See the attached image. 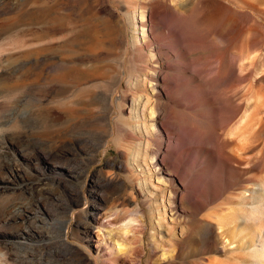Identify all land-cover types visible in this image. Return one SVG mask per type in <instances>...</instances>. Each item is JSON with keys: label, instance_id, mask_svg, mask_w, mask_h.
Returning a JSON list of instances; mask_svg holds the SVG:
<instances>
[{"label": "rangeland", "instance_id": "1", "mask_svg": "<svg viewBox=\"0 0 264 264\" xmlns=\"http://www.w3.org/2000/svg\"><path fill=\"white\" fill-rule=\"evenodd\" d=\"M218 1L225 24H204L202 31L194 28L190 35L185 30L181 39L179 29L173 28L177 25L170 23L169 30L161 27L159 34L148 18H142L141 6L151 8L155 2L173 6L171 0H0V45L26 43L44 49L13 62L9 72L18 76L0 83V117L10 108L18 109L15 115L7 113L9 122L0 125V170L5 151L24 169V177L0 176V218L21 205L33 217L28 223L35 231L34 236L19 239L16 224L4 225L0 219V264H72L79 255L87 257L85 264H101L104 250L98 252L97 247L104 239L117 241L121 238L117 226L138 210L149 211L131 176H138L145 166L134 159L133 172L120 166L123 148L140 157L146 151V140L138 139L139 133L128 124L132 99L126 102L124 95L138 89L143 106L166 103L161 76L150 79L152 70L145 65L176 72L167 63L188 66L185 72L195 87L191 86L204 88L207 102L191 114L209 132L218 134L238 119L240 124L245 115H254L257 125L239 141V151L236 145L227 148V156L239 152V162L232 158L218 162L213 150L205 155L210 160L203 167L210 187L191 215L194 229L174 251V259L158 261L163 249L152 257L149 229L142 242L147 251L135 264H264V0ZM166 12L174 16L171 9ZM161 21L154 19V27L162 26ZM235 26L238 40L232 39ZM164 37L179 40L178 49L188 50L184 57L174 50L165 59L157 49V41ZM222 52L235 57L239 72L218 78ZM42 58L59 62L46 67L38 62ZM93 64L103 67L102 79L95 82L90 81ZM25 83L29 87L21 88ZM221 97L229 104L222 120L215 117L214 105ZM145 114L149 122L150 113ZM150 126L141 124L140 129L150 133ZM97 132L103 137L98 138ZM174 142L171 134L162 147ZM66 147L75 151L62 153ZM36 154L41 155L38 163L32 159ZM99 176L119 178L128 185L105 188L97 183ZM166 178L163 171L149 177V193L166 206L164 224L172 228L174 217L162 194L168 188ZM98 211L113 223L96 222ZM180 231L178 227L176 233Z\"/></svg>", "mask_w": 264, "mask_h": 264}, {"label": "bare ground", "instance_id": "2", "mask_svg": "<svg viewBox=\"0 0 264 264\" xmlns=\"http://www.w3.org/2000/svg\"><path fill=\"white\" fill-rule=\"evenodd\" d=\"M170 3H173V6H171V4H166L165 2L163 5H161L159 2H155L151 8L143 6L140 7L142 9V18H148L150 20L151 29L158 30L157 32L159 34L163 33L159 30L161 27L163 30H169L170 23L177 25V27L173 28L179 29L181 32V39L185 34V30L190 35L194 28L202 31L201 25L204 24H210L212 26H221L225 24L223 11L220 9L221 3L218 0H171ZM169 9L174 12V16L172 13L166 12L169 11ZM182 9L186 13H181ZM207 12H210L212 17H208V19H206L204 15ZM174 17L184 27L176 24L173 20ZM161 18L163 20L161 21L162 26H157V28H155L153 25L154 19L161 20ZM142 24L144 25L145 23L142 22ZM232 39H239V29L237 26H235ZM178 43L179 40L164 37L162 40L157 41V49L165 59H167V54L174 50L177 51L178 55L180 53L184 57L183 54H185V52L188 50L182 49L184 51H180L177 47ZM30 46L31 45H26V43L22 45L13 44L9 47L0 45V83L6 81L8 77L13 78L18 76V73L9 72V70L12 69L11 67L15 64L13 62H17L20 58L25 56L38 55L40 54L39 51L44 50L41 49L42 46L38 49H32ZM41 53L43 54V52ZM141 53L144 52L141 51L140 54ZM55 60L50 58H42V60L40 59L38 61L37 59L38 62H43L46 67L59 62ZM236 61L237 60H235V57L229 56L227 52L220 53L218 55L217 61L218 78L225 77L230 73L239 72ZM162 64L164 63L161 62V65ZM166 65L168 68L176 70V72L168 73L164 69L157 68V64L153 66L148 64L145 65L152 70L150 79L156 80L154 78L156 75L161 76V78H158V80H161L160 87L165 93L164 97L166 99V103L162 101H153L152 103L149 102L148 105L146 104L143 106L141 95H139L140 90L138 89L129 90V93L124 95V100L126 102L129 99H132L131 104L128 105L129 111H132V116L128 124L131 127H134L139 133V136L137 135L138 139L146 140L144 147L146 151L143 153V155H141V157L137 153V157L134 153L132 155V153L128 151L127 148H123V160L120 162V166L124 170L133 172V168L131 167L133 164V159L136 160L134 162L138 164V166H145L140 169L141 172L138 174V176H136L137 173H132L131 176L133 185L137 186L139 191L144 196V203H147L149 211L147 212L146 209L138 210L134 213V216L132 215V217H130L128 220L127 217V221H124L123 219L124 222L117 226L121 236V238L117 241H114L110 238L104 239V244L102 243L104 247H102V245L101 247H97L98 252H102L104 250L102 253L103 258L101 264H135V262H139L140 260L137 259V257H141L147 251V248L142 242L144 235L149 229L152 232V257L159 254L160 250L163 249L164 251L161 250L163 251V258L160 257L158 261H172V259L175 257L174 251L181 248L186 242V235L188 236V233H192L194 226L189 224L190 217L193 213H195L196 208H198L202 202V198L206 196L210 187V181L207 174L208 172L203 168L206 161L208 162L210 160H208L207 156L205 155L209 154L213 150L212 155H214V158L218 162H224L226 159L231 158V160L239 162V141H242V138L246 135V133L257 125L254 115H245L244 119H241L242 121L240 124L238 119L231 127H229V124L224 125L218 134L209 132L204 128V126H202V121L194 120L191 114V110L193 108L200 107L202 104L207 102V99L203 98L204 88L197 87L200 90H195V88L191 86V84L193 85L192 79L191 77L188 79V76L185 72V70L188 69V66H184L183 68V66L180 65L175 67L169 65L168 63ZM89 69L92 71L90 81L95 82L102 79V66L93 64V66L89 67ZM19 77L22 79L25 78L23 75ZM155 84H158V82ZM23 85L24 86L20 87H27L28 83ZM183 87H185V89ZM19 88H16L15 90L18 91ZM257 97L260 99L259 95H257ZM21 101H23V99ZM151 104L152 108L150 107ZM214 105L215 117L222 120L226 110L229 109L228 101L221 97L214 101ZM142 106L144 111L143 113ZM232 110H234V113H236L237 110H239V105ZM146 112L150 113L149 122H147V115L145 114ZM7 113H9V115H15V113H18V109L10 108L8 109ZM7 113H5L4 117H0V119H2L0 125L9 122L10 119L7 118ZM19 116L20 115L18 114L17 117ZM200 116L202 118L205 117L203 114H200ZM141 124H144L146 128L150 124L152 126V131L150 133H146L144 129V131L141 130ZM171 134H173L175 142L172 145L166 144L165 148H163L162 144L165 141V138H169ZM96 135L98 138L103 137L102 133L100 132H97ZM227 135L230 136V138L227 137ZM68 143L71 144L70 141ZM233 145H236L235 147L238 146V149L236 148L238 151L236 152V149H234L236 153H229V156H227V148ZM69 151H75V149L66 147L61 152L68 153ZM8 153L9 152L7 151L3 153V157L6 156L7 158H4L5 163L3 170H0V176L8 177L4 176L6 173L14 177H24V169L15 160L11 153ZM20 154L25 155L22 151H20ZM45 155L51 157V153L49 152H45ZM39 158H41V155L36 154V157L32 159L36 160L38 163ZM37 165L38 164H36V167ZM161 171H163L167 177L165 180L168 183V188L165 190V192L163 191L162 194H164V201L169 206L172 217H174L175 223L172 228H168L164 224L166 206L164 205L163 207V203L161 201V203H159L157 198L158 196L154 197L151 193H149L148 178L152 175L157 176L159 173H161ZM140 176H143V178ZM175 182L179 183V188H177ZM97 183L101 186H104L105 188H109L112 185H120L122 187L128 185L126 181L119 180V178L118 180H107L102 176L98 177ZM97 213L98 215L94 216V220L96 222H101V225L103 226L105 224L113 223V221L110 219H103L100 211ZM112 215H114V213ZM147 216L150 218L149 220L151 222L147 220ZM31 218L33 217H31L21 205H14L13 210L0 219L4 225L16 224L18 231L17 237L19 239H24L35 235L33 226L29 225L28 223L31 221ZM223 218L222 220L224 221ZM222 220V223H220L222 226H225L226 222H223ZM209 223L212 227L214 226V222L210 221ZM178 227H180L181 230L180 235L176 233ZM163 233L166 234L167 237L162 235ZM106 235H110V233ZM132 243L137 245L132 246ZM254 253L256 254L257 251L255 250ZM87 260L88 259L86 256L79 255V257L73 259L71 263L85 264ZM169 264H171V262Z\"/></svg>", "mask_w": 264, "mask_h": 264}]
</instances>
